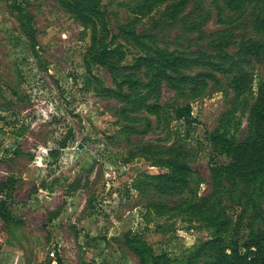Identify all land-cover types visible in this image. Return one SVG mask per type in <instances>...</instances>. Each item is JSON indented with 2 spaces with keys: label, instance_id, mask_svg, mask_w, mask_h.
<instances>
[{
  "label": "rangeland",
  "instance_id": "1",
  "mask_svg": "<svg viewBox=\"0 0 264 264\" xmlns=\"http://www.w3.org/2000/svg\"><path fill=\"white\" fill-rule=\"evenodd\" d=\"M71 1L0 0V199L9 215L0 218V243L24 264H56L57 256L62 264H149L126 244L139 234L156 253L182 258L211 231L192 228L167 208L211 192L232 216L229 238L247 234L249 213L213 178L212 168L229 157L212 136L254 137L251 107L264 83V47L243 63L251 90L237 94L233 72L194 65L185 72L212 78L183 95L163 83L148 100L156 104L152 112L143 108L126 117L120 115L124 102L104 90L115 87L113 75L93 52L116 48L119 73L141 81L143 70L131 66L145 47L192 58L235 55L244 41H264L261 0H187L175 12L170 6L181 0H92L102 14L83 17L86 23L67 10ZM126 25L148 37L135 43L121 33ZM173 104H189L193 120L175 119ZM125 123L131 128L120 132ZM60 142L66 147L50 155ZM170 146L190 173L183 193L165 196L146 184L148 174L167 171L153 160L166 159ZM254 185L263 219L251 225L264 228V175Z\"/></svg>",
  "mask_w": 264,
  "mask_h": 264
},
{
  "label": "trees",
  "instance_id": "2",
  "mask_svg": "<svg viewBox=\"0 0 264 264\" xmlns=\"http://www.w3.org/2000/svg\"><path fill=\"white\" fill-rule=\"evenodd\" d=\"M187 0H181L178 4H171L170 11H179ZM261 11L257 13L258 28L264 38V0H261ZM67 10L75 19L84 22L83 17H91V14L101 15L99 8L92 0H72L66 3ZM92 21V18L90 19ZM95 25V23H94ZM92 43L96 45L97 36L94 27ZM121 33L136 43L139 38L148 37L147 34H135L131 26H122ZM227 41L223 43L225 46ZM263 42L247 40L242 42L240 50L231 55L220 51L211 57L199 53L198 57L192 58L183 51L169 50L167 48H150L142 56H139L132 64V69L142 71L144 79H136L132 73L121 75L120 64L114 62L116 48L103 47L93 52L94 60L104 66L114 77L116 85L114 88H104L123 101L125 106L120 108V115L129 112L139 111L146 108L152 112L156 104L148 100L157 91H160L162 84L183 95L187 90L195 92V89L205 83L204 78H212L209 73H187L194 65H208L220 72H233L232 82L237 94L251 90L252 76L243 66L246 61L249 63L251 57H259L263 50ZM135 73V72H134ZM171 112L175 119L189 122L193 120L189 104L183 106L172 105ZM126 117V116H125ZM251 118L254 126L252 139L246 138L240 141L228 139L224 134H214L212 141L220 153L229 157L226 164L218 163L212 170L213 178L223 191L236 198V203L241 211L248 212L246 220L250 223L248 232L242 237L229 238L233 220L219 200L221 195L211 192L206 197H197L168 207V212L180 214L183 220L197 230H210L208 239L199 241L191 252L182 258L172 257L168 250L156 253L139 234L128 236L126 244L139 259L149 264H264V228H254L253 223L260 218L263 219L260 202L256 198L257 188L255 180L264 175V83L258 88V95L251 107ZM131 128L127 123L123 124L120 132ZM60 148L50 149V155H54L58 149L66 147L65 142L59 143ZM163 152V151H162ZM166 159L158 158L153 160L154 166L166 167L167 171L158 174H148L150 179L147 186H151L160 195H177L185 191L190 168L185 160L175 151L173 146L167 147L163 152ZM229 185L230 189L226 188ZM150 208L156 211L166 209L158 203H150ZM0 218L9 219L5 200L0 199ZM237 221L241 222L239 217ZM236 235V234H235ZM229 238V239H227ZM56 264H62L61 258L56 257Z\"/></svg>",
  "mask_w": 264,
  "mask_h": 264
},
{
  "label": "crops",
  "instance_id": "3",
  "mask_svg": "<svg viewBox=\"0 0 264 264\" xmlns=\"http://www.w3.org/2000/svg\"><path fill=\"white\" fill-rule=\"evenodd\" d=\"M3 241V238L0 237ZM0 264H24L22 258L13 248L7 249L4 242L0 243Z\"/></svg>",
  "mask_w": 264,
  "mask_h": 264
}]
</instances>
